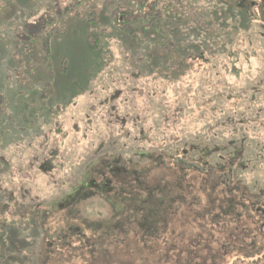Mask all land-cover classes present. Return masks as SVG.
Listing matches in <instances>:
<instances>
[{"label":"rangeland","instance_id":"rangeland-1","mask_svg":"<svg viewBox=\"0 0 264 264\" xmlns=\"http://www.w3.org/2000/svg\"><path fill=\"white\" fill-rule=\"evenodd\" d=\"M256 1H244L252 20L239 25L235 15L226 29L213 24L210 37L183 42L198 48L177 79L147 68L146 45L134 54L113 39L99 56L77 36L67 43L77 51L64 83L80 95L64 111L53 103L55 114L35 89L44 88L33 71L36 63L43 71L42 58L18 67L27 35L15 32L17 23L0 28V219L26 236L17 231L6 247L21 251L0 264H87L100 253L109 264H132L133 246L149 237L167 250L183 228L202 234L199 264H264V0ZM45 12L26 19L32 34L42 32ZM184 212L192 225L175 222ZM146 225L156 241L141 231Z\"/></svg>","mask_w":264,"mask_h":264},{"label":"trees","instance_id":"trees-1","mask_svg":"<svg viewBox=\"0 0 264 264\" xmlns=\"http://www.w3.org/2000/svg\"><path fill=\"white\" fill-rule=\"evenodd\" d=\"M101 1L102 8H99L97 4ZM206 1L210 2L211 0ZM212 1H214L212 2L213 7L210 8V3L199 7L192 0H0V28L17 23L15 32L22 30L27 35V40L22 41L25 43V50L21 53V62L18 63V67L31 62L34 64L37 57L42 58L43 71L39 73L37 63L34 65L33 71L40 74L38 80L44 88H39L40 86L36 85L35 89L37 91L38 88L45 92V95L40 97L39 103L47 107L49 113L53 111L55 114L58 110L64 111L68 105H76L75 98L80 95L78 92H74L72 89L74 86L70 87L64 83V78L71 71L70 66H72V63L68 64V59H73L74 52L72 51H77L76 47H68L69 41H78L77 36H80L82 50L89 48L88 50L97 55L102 54L99 53L104 47L102 43L107 44L113 39L133 48L134 54L139 53L141 47L146 45L144 49L146 59L144 57L143 61L147 63V68L150 71L162 72L165 79H177L187 68L191 67L184 60L191 54L192 48H198L194 44L184 45L183 42L193 37L194 39L200 38L203 33L210 37L206 30L207 27L215 24L217 25L215 31L226 29L229 27L227 23L229 24L230 19L235 21L236 16L240 17L237 19L239 25L241 22L244 24L246 20L255 18L250 15V6L244 4L245 0ZM255 2L257 3L256 0ZM210 9L214 15L212 18H209ZM43 10L46 11L44 14L47 15V19L43 23L42 32L32 34L27 27L26 19L35 18ZM101 18L104 21L102 24H100ZM58 27L61 31L60 34L53 32ZM103 29H107V33ZM184 29L192 35L189 36L191 38L185 35ZM220 37L225 43L233 41L231 33L222 32ZM64 38H68L64 44L66 48L60 50L59 43L64 41ZM1 57L3 56L0 55ZM64 57L66 61H63ZM10 59L12 61V58ZM0 65H4V61L1 59ZM92 75L93 73L90 74L91 79L87 74L84 77L85 81H91L88 86L94 84ZM3 78L4 75L0 74V79ZM5 78H7L6 75ZM76 85L78 86V83ZM2 102L0 103V116L1 109L6 107V102ZM56 102L58 110L53 108V103ZM2 122L3 119L0 118V123ZM59 131L61 132V130ZM2 136L0 133V138ZM163 202V199H160L159 203L158 200H155L151 205L159 204L161 206ZM1 212H4V205H1L0 202ZM146 212L152 217V220L158 214L157 209L153 207ZM188 214L184 212L180 218L178 216L174 221L178 220L181 226L186 223L192 225L191 218L186 221ZM29 216L31 220L32 214L30 213ZM44 219L47 221L48 218ZM144 228L141 231L149 230L153 242L159 238L157 229L155 230L153 225H146ZM176 230L174 229V232ZM17 231L21 234L22 241L26 239V236L20 233L12 223L7 222L5 218L0 219V258H7V255H16L18 251H21L15 250V245L6 247L7 244H16L15 240L19 238ZM174 232L171 231L170 234ZM192 232H194L192 229L184 230V228L183 231H178L180 239L176 242L171 238L167 250L156 247L158 243L148 245L149 237L145 238L144 243L132 247L133 251L137 249L139 254V257L134 259L135 261L132 259V264H199L200 260H197V257H203V254H198V248L202 247H199V243L203 245V242L198 237L201 233H196L197 237H195V233L192 235ZM109 233L106 236L113 232ZM106 236L101 239H106ZM17 247L21 248L18 244ZM6 248L9 250L8 253H6ZM203 248L208 249L206 246ZM172 256L174 259L169 261ZM26 257L27 255L24 254L22 258ZM82 257H84L83 253ZM109 258L110 256L106 253H100L94 254L89 259L84 258V261L88 262L87 264H109ZM202 260L204 262V259Z\"/></svg>","mask_w":264,"mask_h":264}]
</instances>
